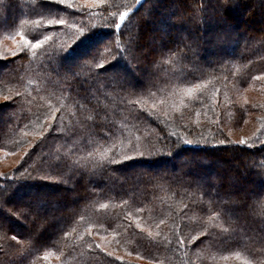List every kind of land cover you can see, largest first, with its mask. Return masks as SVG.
<instances>
[{
    "label": "trees",
    "instance_id": "obj_1",
    "mask_svg": "<svg viewBox=\"0 0 264 264\" xmlns=\"http://www.w3.org/2000/svg\"><path fill=\"white\" fill-rule=\"evenodd\" d=\"M78 1L0 0V264H264V146L232 133L264 128V0Z\"/></svg>",
    "mask_w": 264,
    "mask_h": 264
},
{
    "label": "rangeland",
    "instance_id": "obj_2",
    "mask_svg": "<svg viewBox=\"0 0 264 264\" xmlns=\"http://www.w3.org/2000/svg\"><path fill=\"white\" fill-rule=\"evenodd\" d=\"M80 1L84 2L86 4H92L93 3V0H80ZM80 1H78V2H80ZM139 1H141V0H139ZM72 2H73V0H70V3H72ZM65 4H68V3L66 2ZM20 40H21V35H20V33H17V35H13L12 37H6L4 40L1 41V44L4 45L5 47H7V50H11L8 52V55H12V52L17 51L16 50L17 49L16 47H18L17 41H20ZM25 46H27V45H25ZM235 49H236L235 46L229 47L228 51H230V50L233 51ZM81 54H82V52H81ZM1 56H3V55H1ZM68 64L72 65V61H69ZM122 67H124V66L122 65ZM240 91H241L240 94H243L242 96L246 98L245 100L247 102H250L256 98L254 96V94L251 93V91L248 89H245V90L241 89V90H239V92ZM2 100H4V97L0 96V101H2ZM249 122L247 121V123H245L241 128L234 130L232 133L234 135V142L246 138L248 140V143L241 144V145L247 147L248 149L254 150L258 147L264 146V128L260 125H259L260 126L259 127V126H257V124H253V121H251L250 123ZM63 134L65 136L68 135L66 132H64ZM131 140H132V138L130 137V140L128 139L127 141L125 140L126 143L124 142V145L127 149L130 148L129 142ZM187 141H192V143H188ZM221 143L220 142L218 143V141H214V140H211L209 138H191L190 137V138H186L184 149L187 147L193 148V147H200V146L201 147H212L216 144H221ZM181 151H182V149L176 150L175 153L174 152L165 153V156L166 157L168 156L169 159L171 158V161L165 162V163H163V165H165V167H168L171 165L172 162L181 164V161H184L183 156H185V155H182V156L178 155ZM188 154H192V153H188ZM133 155H129V156L134 157ZM151 155L152 154H150V153L144 152V155L143 156H140V155L137 156L138 157L137 159L148 160V159H151L153 157ZM23 157H24V154H22L21 152L10 153V152H6L4 150H0V177H13V176L15 177V171L17 170V168L21 164ZM227 157L229 159H233L234 161H236V163L238 162L232 156V154L228 153ZM153 159H155V157H153ZM139 165L140 166L137 168L144 169V170L149 169V167H146V165H147L146 163L145 164L140 163ZM155 169H158V167ZM263 182H264V180H263ZM218 225L220 226V224H218ZM222 251L223 250L219 249L215 253H212V256H210L211 258L209 260V264L210 263H212V264H226V262L230 256L229 255H222ZM188 260H190V259H188ZM205 262H208V260L207 261L205 260ZM185 263L191 264V261H189V262L183 261V264H185ZM203 264H205V263H203Z\"/></svg>",
    "mask_w": 264,
    "mask_h": 264
},
{
    "label": "snow or ice",
    "instance_id": "obj_3",
    "mask_svg": "<svg viewBox=\"0 0 264 264\" xmlns=\"http://www.w3.org/2000/svg\"><path fill=\"white\" fill-rule=\"evenodd\" d=\"M58 2L60 4H64V3H69L70 4V0H58ZM104 0H93V3L91 6H96V4H99V3H103ZM115 15V14H114ZM128 16V12H121L119 14V22H116L114 23V27H113V30H119L121 28V25L124 24L125 22V18ZM65 21L63 20H51L49 21V24H64ZM72 27H76V25H73ZM21 35V40L20 41H17V43L19 45H21V48L20 50L23 51V46L24 45H30L32 48H38L41 46V44L44 43V41H47L50 37L49 36H44L43 37V40H40V39H37L35 41V43H33L31 40H28L26 37L23 36V33L20 34ZM87 34L85 32V29L84 28H79L78 31H77V36H76V40H81L83 37H85ZM76 40H74L73 42L75 43ZM103 43V42H102ZM131 46V45H130ZM11 51V50H9ZM100 53V47L99 45L96 46V48L94 49L93 52H90L89 55H92V56H96V55H99ZM12 55H15V52H12ZM63 59V57H61ZM114 59H119L118 57L117 58H114ZM114 65L113 63L109 62L108 65H107V68H112ZM69 68V71H72L73 70V66L72 65H68L67 66ZM107 68H105L103 65L101 66V69L103 71H107ZM191 91V90H189ZM11 97H5V100H8L10 99ZM137 103H139V101H137ZM153 108H155L156 106L155 105H152ZM53 117H54V113H53ZM41 136L44 135V131L42 130L41 133H40ZM188 143H192V141H187ZM235 143H238V144H246L248 143V140L245 138V139H241L239 141H236ZM130 144V148L129 150L132 151V152H135L136 155H140V156H143L144 155V152L143 151H140L135 145H133L131 143V141L129 142ZM133 157L129 156V155H124L123 156V159L124 160H128V159H131ZM121 161H118V160H115V159H108V164L109 165H112V164H117V163H120ZM262 207H264V205H262ZM177 242L178 243H181L182 242V238H177ZM122 259V258H120Z\"/></svg>",
    "mask_w": 264,
    "mask_h": 264
}]
</instances>
